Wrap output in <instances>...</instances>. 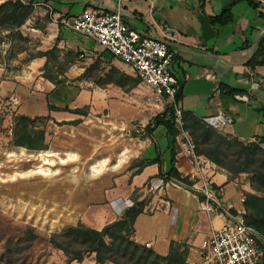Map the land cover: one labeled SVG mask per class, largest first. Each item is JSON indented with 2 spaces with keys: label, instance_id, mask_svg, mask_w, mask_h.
Masks as SVG:
<instances>
[{
  "label": "crops",
  "instance_id": "obj_1",
  "mask_svg": "<svg viewBox=\"0 0 264 264\" xmlns=\"http://www.w3.org/2000/svg\"><path fill=\"white\" fill-rule=\"evenodd\" d=\"M6 1L10 0H0V4ZM44 1L51 5L54 18L77 17L86 9L102 16L115 12L119 4L121 20L130 30L167 44L172 54L171 72L182 83V99L178 105L182 111L201 120L222 112L232 120L231 125L220 131L223 135L244 142L259 140L264 147V98L254 92L257 84L264 86V64L254 70L247 66L264 37V12L258 10L264 0H249L256 7L247 0ZM234 1L231 19L225 25L209 20ZM18 31L28 39L29 46L17 51L4 49L0 56V101L14 108L15 115L49 116L56 122H70L81 116L50 107L87 108L88 115L96 116L104 124L112 123V118L117 120L118 113L125 116L121 120L140 121L138 112L132 114L127 104L133 89L125 92L111 83L98 86L80 79L94 63L101 70V65H105V71L114 67L126 77L137 78L127 63L91 38L63 29L50 19L39 18L35 22L29 19ZM52 48L56 49V59L49 62L55 70L50 80L44 77L47 58L38 53ZM67 88L76 90L69 105L49 100L51 94ZM228 89L239 93L229 94ZM236 96L244 99L237 100ZM138 123L141 127L146 124ZM128 141L130 149L124 150L125 158L110 164L103 172L98 183L102 187L96 190L92 205L81 212L80 223L100 231L125 217L127 224L120 235L151 248L159 258L168 254L170 244L181 245L187 250L186 262L199 264L200 247L208 241L212 225L200 212L198 199L190 193L189 185L160 177L158 164H149L140 170L137 166L141 161L154 160L159 154L161 171L166 173L173 151V166L185 177L191 166L181 136L171 143L165 128L159 126L150 137L129 136ZM213 181L221 187L225 201L237 203L241 190L228 181L225 172L217 170ZM241 181L243 193H253L245 176ZM229 185L235 187L234 193L226 195ZM134 208L136 212L132 211ZM212 224L217 226L219 221L214 220ZM259 247L258 264H264V241Z\"/></svg>",
  "mask_w": 264,
  "mask_h": 264
},
{
  "label": "rangeland",
  "instance_id": "obj_2",
  "mask_svg": "<svg viewBox=\"0 0 264 264\" xmlns=\"http://www.w3.org/2000/svg\"><path fill=\"white\" fill-rule=\"evenodd\" d=\"M39 18L44 16L33 9L30 21ZM7 34L0 30V56L4 49L11 48ZM12 44L14 49L10 51L29 46L28 39ZM51 65L45 74L53 76L55 70ZM101 67L106 69L105 65ZM133 78L138 85L142 84ZM138 85L127 104L132 107L129 108L132 114L138 112L140 121L121 120L125 116L120 113L110 124L88 114L76 118L75 124L42 116L35 121V126L44 131L47 149L43 151L12 146L15 111L0 101V264H7L3 257L5 246L14 242H22V248L29 246L13 255L15 264H68L64 254L49 244L50 236L65 226L80 223L81 212L92 205L96 190L102 187L98 183L103 172L110 164L125 158L124 150L130 149L128 137L142 133L138 122L144 125L165 108V97L156 96L145 84ZM75 93L74 88L59 89L49 100L69 105ZM233 188L229 185L226 195L234 193ZM93 261V254H87L80 263L69 264H93Z\"/></svg>",
  "mask_w": 264,
  "mask_h": 264
},
{
  "label": "trees",
  "instance_id": "obj_3",
  "mask_svg": "<svg viewBox=\"0 0 264 264\" xmlns=\"http://www.w3.org/2000/svg\"><path fill=\"white\" fill-rule=\"evenodd\" d=\"M247 1L250 5L256 7L251 1ZM235 2L224 8L218 16L211 17L209 20L212 23L225 25L231 19L230 10ZM33 9V7L22 5L16 0L6 1L0 4V30L8 32L7 35L11 43V48L14 47L12 43L16 41H26V38L21 36L18 29L29 19ZM44 18L49 20L48 16H44ZM55 52L56 49L52 48L48 52L38 53V55L47 58L48 63L44 67V77L50 80H53L52 76L45 73L47 71L49 72V62L56 59ZM11 56H13V52L10 53ZM263 64L264 37L259 40L256 52L247 66L250 70H254ZM65 69L66 67L63 68V71ZM80 79L92 81L98 86L111 83L125 92L131 91L138 85V82L134 78L126 77L114 67L105 71L103 68L102 70L99 69L96 63L86 68ZM257 87L260 88L258 84ZM226 91L232 95L239 93V91L232 89ZM181 99L182 83L178 82L174 102L166 99L163 111L153 116L148 123L139 129L142 133H139V135L133 133L132 137L139 139L150 137L154 129L163 126L166 136L172 139L171 143H175L180 132L175 123L174 104L178 106ZM50 109L55 111H69L72 114L80 116H86L88 114L87 108L69 110L68 108L50 107ZM181 114L182 129L194 143L197 155L204 156L221 171L225 172L228 181L234 182L236 178L242 176L247 178L253 193L245 195L244 207L246 213L243 219L246 224L254 227L264 240V147L262 144L255 142H244L236 138L228 139L220 131L193 116L191 113L181 110ZM38 118L14 114L12 146L22 147L28 151H43L47 149L44 131L37 129L35 126V121ZM46 118L50 119L47 116ZM77 122V120H74L69 123L75 124ZM173 157L174 152L171 151L170 168L166 173L161 171L159 154H157L154 160L139 162L137 164L138 170L146 165L156 163L159 166L158 175L160 177L166 176L190 186L192 182L186 176L181 177L176 172L173 166ZM132 211L136 212L135 208ZM126 224V218L124 217L116 223L105 226L100 231L90 229L81 223L68 225L60 232L52 234L49 238V244L64 254L68 264L73 261L80 263L87 254H94L95 264H188L186 262L187 250L181 245L170 244L168 254L165 257L159 258L151 248L137 243L131 237L120 235L119 232L124 229ZM21 243L14 242L13 244L10 243L5 246L6 252H4L3 257L6 258L7 264H15L11 259L14 257L13 255H17L20 251L22 252L29 247L25 246L22 248L20 246ZM11 247L17 251L13 252ZM11 250L12 254H10Z\"/></svg>",
  "mask_w": 264,
  "mask_h": 264
},
{
  "label": "built area",
  "instance_id": "obj_4",
  "mask_svg": "<svg viewBox=\"0 0 264 264\" xmlns=\"http://www.w3.org/2000/svg\"><path fill=\"white\" fill-rule=\"evenodd\" d=\"M16 1L33 7L63 29L91 38L101 48L127 63L139 81L149 86L156 96L174 102L179 79L171 72L172 54L168 51L167 44L157 38L142 37L130 30L121 20L119 4L115 12L102 16L86 9L77 17L54 18L51 5L44 0ZM258 10L264 12V2L259 5ZM235 98L244 99L242 96ZM174 111L176 127L191 166L186 175L192 182L189 191L198 199L200 212L212 225L208 241L200 247L199 264H258L259 246L264 240L243 219L246 210L241 177L236 178L233 183L241 190L237 203L225 201L221 187L213 181L219 168L204 156L196 154L194 143L182 129L181 110L175 104ZM203 121L218 131L232 124L231 118L222 112ZM252 142L261 144L255 139ZM214 220L219 221V225L214 226Z\"/></svg>",
  "mask_w": 264,
  "mask_h": 264
},
{
  "label": "water",
  "instance_id": "obj_5",
  "mask_svg": "<svg viewBox=\"0 0 264 264\" xmlns=\"http://www.w3.org/2000/svg\"><path fill=\"white\" fill-rule=\"evenodd\" d=\"M254 92H256L257 94L261 95L264 98V86L255 89Z\"/></svg>",
  "mask_w": 264,
  "mask_h": 264
}]
</instances>
